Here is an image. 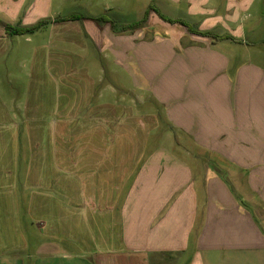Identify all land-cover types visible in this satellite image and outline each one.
Here are the masks:
<instances>
[{"label":"crops","instance_id":"obj_1","mask_svg":"<svg viewBox=\"0 0 264 264\" xmlns=\"http://www.w3.org/2000/svg\"><path fill=\"white\" fill-rule=\"evenodd\" d=\"M75 1L83 13L50 18L51 37L96 55L75 69V55L49 52L54 99L28 92L20 103V134H29L34 163L22 185L34 190L28 211L79 220L75 244L93 264H264V0ZM12 2L22 9V0ZM107 73L129 84L101 85ZM147 100L164 113L162 136L175 133L193 147H139L136 134L121 131ZM0 108L3 155L16 154L19 124L6 102ZM8 173L5 166L0 174L6 187ZM49 232L75 239L52 224ZM2 235L0 264L18 261L9 253L20 243Z\"/></svg>","mask_w":264,"mask_h":264},{"label":"rangeland","instance_id":"obj_2","mask_svg":"<svg viewBox=\"0 0 264 264\" xmlns=\"http://www.w3.org/2000/svg\"><path fill=\"white\" fill-rule=\"evenodd\" d=\"M5 1V6L0 7V34L4 31L7 34L3 37L0 36V100L7 103V106H9L8 109L11 110L13 108V115L19 124V133L15 146V149H17L16 154L3 155V148L7 144V141L5 140V134L0 135V150L3 155L0 156V174L5 166L9 167L8 187L5 186L2 180L3 178L0 176V231L3 233L2 237L4 241L6 237H10V240L15 239L20 243V251L18 253H9V259L17 256L19 260L15 262L11 261L9 264H93L89 253L83 250L81 251L75 244L82 231L80 221L65 218L67 215L61 217V214H55L48 219L49 212L45 211H41L38 214L40 218L38 219L27 208L28 198L32 197L31 191L34 190L32 188L25 189L22 187L23 183H26L27 167H33L34 163L29 150L32 147L29 134H22V137L20 134V103L28 99V92H30V96H34L35 99H39L42 103L43 101L48 103L49 100L54 99L52 91L53 83L49 81V61L46 58L49 52L54 53L62 50L65 53L75 55L76 58L73 61L74 68L76 63L79 62V69L84 65L83 60H88L89 55H96V52H91V50L90 52L83 53V49L78 45H72L70 47V44H59L53 41L51 37L52 27L50 24H47V22H50V18L57 17L60 14L61 16L73 13L82 14L83 4L75 0H39L35 4L38 9V12H36L32 5L35 0H22V9H20V6L17 7V5L13 4V0ZM36 15H41L43 19L39 20ZM28 16L35 20L38 19L35 25L41 21L47 22H44L40 27L23 35L12 34L5 30L4 25L6 24H9L13 28H20V22H23V19ZM253 18L256 19L255 17ZM261 36L264 39V32H261ZM87 49H92L91 43L87 46ZM79 58L82 59L81 62ZM40 60L42 65L40 67H33L34 63L39 64ZM67 63H71V60H68ZM34 70L44 75L42 79L37 80L39 77L34 76ZM29 75L32 77H29ZM117 79H119V85L124 83V86H127L129 84L126 78H123L124 82H122L120 80L121 77L116 75L113 77L107 73L106 77H102L101 85L112 84ZM28 89L30 91H27ZM125 95L126 93L124 92L116 93V97L128 100ZM12 100L15 105L17 103L19 104V108L12 105ZM132 112L136 115L134 116L136 119L129 120L127 123L128 126L121 131L131 133V138L133 134H136V146H144L147 148L166 146L178 148L193 147L190 144L192 143L190 140L177 137L175 133H170L167 138L162 136V133L166 129V124L163 123L165 118L162 109L157 106L156 102L150 103L147 100L143 105L133 107ZM150 114L152 115L151 118ZM0 116H3V114L0 113ZM145 116H149V120H145L144 123L143 118ZM150 128H153L152 132L146 137V133H149ZM122 143L127 145L129 140L122 139ZM258 143H264V140H260ZM198 158L201 160V165H205V160L209 157L202 155L198 156ZM260 194L264 197V193ZM6 199L8 200L5 201ZM251 199L257 201L254 195H251ZM6 207L9 208L8 212L10 215L8 218L4 214L7 211ZM247 210L254 223L256 224L258 222L261 227L257 217L258 213L254 206H249ZM51 224L53 228H57L58 230L64 231L67 229L72 238L75 239L71 241L64 237L56 238L55 236H50L49 230ZM5 230L7 232H4ZM75 233L78 235L74 236ZM53 234L55 235L56 231ZM64 234L61 233V235ZM50 242L55 243V246H52L55 247L52 253L45 252V248L41 253H38L37 249L39 247H44Z\"/></svg>","mask_w":264,"mask_h":264},{"label":"trees","instance_id":"obj_3","mask_svg":"<svg viewBox=\"0 0 264 264\" xmlns=\"http://www.w3.org/2000/svg\"><path fill=\"white\" fill-rule=\"evenodd\" d=\"M78 17L75 16V15H72V16H67V17H62V18H58V19H55L54 21H65V20H73V19H77ZM103 19V17H99L97 18V20H101ZM169 22H178V23H182L181 21H170L168 20ZM46 23L47 21H41L40 23H38L37 25L33 26V27H29V28H13L12 26H10L9 24H6L4 25V28L7 32H10L12 34H20V35H23V34H27L31 31H33L34 29L40 27L41 24L43 23Z\"/></svg>","mask_w":264,"mask_h":264}]
</instances>
